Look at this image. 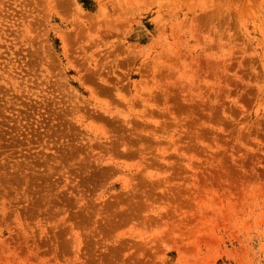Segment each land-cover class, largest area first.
<instances>
[{
  "label": "rangeland",
  "instance_id": "obj_1",
  "mask_svg": "<svg viewBox=\"0 0 264 264\" xmlns=\"http://www.w3.org/2000/svg\"><path fill=\"white\" fill-rule=\"evenodd\" d=\"M0 264H264V0H0Z\"/></svg>",
  "mask_w": 264,
  "mask_h": 264
}]
</instances>
